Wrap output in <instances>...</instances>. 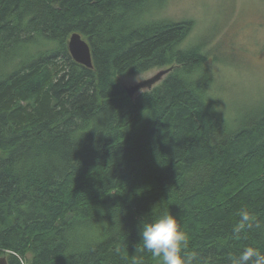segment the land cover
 I'll return each mask as SVG.
<instances>
[{
	"label": "trees",
	"instance_id": "16d2710c",
	"mask_svg": "<svg viewBox=\"0 0 264 264\" xmlns=\"http://www.w3.org/2000/svg\"><path fill=\"white\" fill-rule=\"evenodd\" d=\"M148 0H0V256L6 264H160L140 243L165 212L192 264L264 252V105L215 110L190 22L132 27ZM79 34L92 68L73 62ZM47 51L13 70L20 47ZM179 68L129 96L119 77ZM7 64V63H6ZM234 123V124H233ZM241 210L249 225L237 228Z\"/></svg>",
	"mask_w": 264,
	"mask_h": 264
},
{
	"label": "rangeland",
	"instance_id": "374dc122",
	"mask_svg": "<svg viewBox=\"0 0 264 264\" xmlns=\"http://www.w3.org/2000/svg\"><path fill=\"white\" fill-rule=\"evenodd\" d=\"M127 19L135 28L182 21L192 24L177 49H194L203 57L198 70H205L212 79L206 96L228 121L238 124L264 105V0H148ZM44 46L38 39L34 45L20 47L7 59L4 70L20 67L47 51ZM178 68L173 63L119 77V81L125 89L135 90L133 96L157 86Z\"/></svg>",
	"mask_w": 264,
	"mask_h": 264
},
{
	"label": "clouds",
	"instance_id": "9594fccd",
	"mask_svg": "<svg viewBox=\"0 0 264 264\" xmlns=\"http://www.w3.org/2000/svg\"><path fill=\"white\" fill-rule=\"evenodd\" d=\"M239 216L237 228L250 224L252 217L247 210H241ZM140 243L153 257L159 258L160 264H192L195 259V253L184 251L189 244V236L170 212L142 223ZM133 264H138V261L134 260ZM235 264H264V252L251 246L245 247Z\"/></svg>",
	"mask_w": 264,
	"mask_h": 264
},
{
	"label": "water",
	"instance_id": "95a60500",
	"mask_svg": "<svg viewBox=\"0 0 264 264\" xmlns=\"http://www.w3.org/2000/svg\"><path fill=\"white\" fill-rule=\"evenodd\" d=\"M67 51L74 63L87 69L92 68L90 47L79 34L72 33L69 36L67 41ZM133 91L135 90L126 89V92L129 96H131ZM0 264H6V260L4 258H0Z\"/></svg>",
	"mask_w": 264,
	"mask_h": 264
},
{
	"label": "bare ground",
	"instance_id": "6f19581e",
	"mask_svg": "<svg viewBox=\"0 0 264 264\" xmlns=\"http://www.w3.org/2000/svg\"><path fill=\"white\" fill-rule=\"evenodd\" d=\"M0 258H4L5 259V257L4 256H0ZM6 260V259H5Z\"/></svg>",
	"mask_w": 264,
	"mask_h": 264
}]
</instances>
